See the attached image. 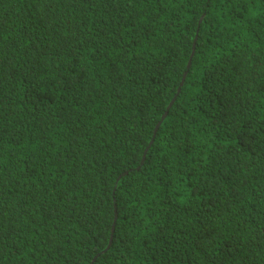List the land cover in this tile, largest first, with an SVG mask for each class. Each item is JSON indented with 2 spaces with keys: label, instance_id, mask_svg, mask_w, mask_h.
<instances>
[{
  "label": "trees",
  "instance_id": "16d2710c",
  "mask_svg": "<svg viewBox=\"0 0 264 264\" xmlns=\"http://www.w3.org/2000/svg\"><path fill=\"white\" fill-rule=\"evenodd\" d=\"M212 237L264 264V0H0V264Z\"/></svg>",
  "mask_w": 264,
  "mask_h": 264
},
{
  "label": "snow or ice",
  "instance_id": "6c2138e0",
  "mask_svg": "<svg viewBox=\"0 0 264 264\" xmlns=\"http://www.w3.org/2000/svg\"><path fill=\"white\" fill-rule=\"evenodd\" d=\"M239 136L242 140L244 139L243 132L239 133ZM200 247L203 251H207L208 248H212V253H208V256H212L214 254L215 257H220L218 264H233L235 261L236 249L231 241L221 243L216 237H212L211 239L202 238ZM207 264H217V260L214 258L208 259Z\"/></svg>",
  "mask_w": 264,
  "mask_h": 264
},
{
  "label": "water",
  "instance_id": "95a60500",
  "mask_svg": "<svg viewBox=\"0 0 264 264\" xmlns=\"http://www.w3.org/2000/svg\"><path fill=\"white\" fill-rule=\"evenodd\" d=\"M193 54H194V52H193ZM190 65H191V61L189 62L188 67H190ZM185 77H186V73H185L184 76H183V81H184ZM182 84H183V82H182ZM182 84H181V85H182ZM173 101H174V100H173ZM173 101H172V102H173ZM172 102H171V104L169 105L168 109L171 107ZM166 115H167V113H166L165 115H163L162 119H164V118L166 117ZM160 124H161V122H159V124L157 125V127H156L155 130H157V129L159 128ZM153 142H154V138L151 140L150 145L148 146L147 150L145 151V154H144V156H143V161H144V159H145V156H146V153H147L148 149L150 148V146L152 145ZM115 224H116V218H115V220H114L113 232H114ZM112 240H113V235L111 236L110 244L112 243ZM109 246H110V245H109Z\"/></svg>",
  "mask_w": 264,
  "mask_h": 264
}]
</instances>
